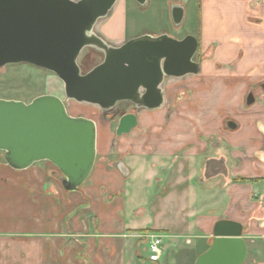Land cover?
<instances>
[{
    "label": "crops",
    "instance_id": "obj_1",
    "mask_svg": "<svg viewBox=\"0 0 264 264\" xmlns=\"http://www.w3.org/2000/svg\"><path fill=\"white\" fill-rule=\"evenodd\" d=\"M128 1L117 0L95 26L108 44L143 34H187H173L166 25L134 28L128 9L139 7ZM263 1H180L184 12H199V73L165 79L163 105L143 122L144 110L136 113V128L144 126V132L114 136V151L99 150L96 141L94 167L77 191L63 189L49 162L16 171L0 160V264H194L221 219L242 225L244 264H264ZM176 4L147 0L145 9L170 11ZM249 93L255 101L247 107ZM229 121L235 129L226 127ZM118 162L126 175L115 167ZM147 209L152 223L140 228ZM152 234L163 238L157 263L147 260ZM189 238L200 241L192 253ZM254 240L259 243L251 248Z\"/></svg>",
    "mask_w": 264,
    "mask_h": 264
},
{
    "label": "water",
    "instance_id": "obj_2",
    "mask_svg": "<svg viewBox=\"0 0 264 264\" xmlns=\"http://www.w3.org/2000/svg\"><path fill=\"white\" fill-rule=\"evenodd\" d=\"M117 0H0V68L28 64L53 73L62 83L64 100L42 95L30 103L0 99V152L16 171L49 162L60 173L65 191L74 192L89 178L96 160L97 128L93 120L73 117L64 101L97 106L113 113L121 102L133 113L117 120L115 138L137 127L139 110L163 105L166 78L197 75L194 60L199 47L195 36L176 39L166 33L143 34L119 46L95 33ZM146 7L147 0H133ZM181 6L171 7L173 24L183 20ZM84 49L100 53L102 60L83 73L79 58ZM264 92V82L261 84ZM255 101L252 93L245 105ZM228 129H235L232 121ZM115 167L124 175L121 162ZM242 225L221 219L212 230L213 240L194 264H244L247 244Z\"/></svg>",
    "mask_w": 264,
    "mask_h": 264
},
{
    "label": "rangeland",
    "instance_id": "obj_3",
    "mask_svg": "<svg viewBox=\"0 0 264 264\" xmlns=\"http://www.w3.org/2000/svg\"><path fill=\"white\" fill-rule=\"evenodd\" d=\"M128 2L132 3L135 1ZM135 4L139 7L138 9L131 8L132 10H130V8L128 7V13L130 17L129 24L134 28L146 31H156V29L162 28L166 25V27H168L167 29L170 32L174 34V31H176L178 32L177 34L179 36H181L185 32L187 33L186 35L194 36V33L197 30L199 23V12L196 7L191 9L188 7L185 8L183 20L181 24L176 28L174 27L172 20L170 19L169 8H165L164 10H161L162 8H158V10L156 11H150L149 9H145V7L139 6L137 3ZM90 55L93 56V61L90 58ZM86 57L89 59H87ZM84 59H86V61H84ZM101 60L102 55L100 53L93 52V50L84 49L78 62L79 64H81V69L84 71L85 68L93 67ZM85 62H89L87 63L86 67H84ZM42 95H53L59 97L61 100H64L63 83L53 73L28 64L8 65L0 68V99L30 103L34 98ZM64 104L66 105V110L69 115L73 117L88 118L95 122L97 127V142L99 145V150L104 147H109L110 150L114 151L116 146L118 147V142H113L115 128L118 120L117 116H113L114 112L106 113L99 109L97 106L90 104H80L73 100H65ZM116 109L127 111L131 109V106H129V104L126 102H121L116 106ZM153 114V112L144 110L139 112V117L143 122L144 119H147V117L149 116H153ZM221 125L224 127L225 123ZM145 130L146 128L144 126L138 127L133 133V136H137V132L141 133ZM115 159L116 158H113L110 162L115 161ZM0 160H3L1 152ZM142 174L143 173L139 174L137 178L138 182L143 180L144 175ZM139 191L143 194L145 189H139ZM140 205L144 206L145 208L149 207V205L145 202L140 203ZM149 214L151 215V212H148L147 209L145 216L138 220V225L140 228L150 227L152 223V217ZM189 231L194 230L191 228ZM192 240L193 239L189 238V242L186 243L187 252L191 253L195 252L200 243V241L193 242ZM258 243L259 240H254L253 243H250L249 245L251 248H254L253 246ZM247 264H249V261L247 262Z\"/></svg>",
    "mask_w": 264,
    "mask_h": 264
},
{
    "label": "built area",
    "instance_id": "obj_4",
    "mask_svg": "<svg viewBox=\"0 0 264 264\" xmlns=\"http://www.w3.org/2000/svg\"><path fill=\"white\" fill-rule=\"evenodd\" d=\"M262 6L264 8V2H262ZM66 107V105H65ZM149 244H148V256H147V260L149 262H153V263H157L160 261L161 257H162V236L160 235H156V234H152L149 236Z\"/></svg>",
    "mask_w": 264,
    "mask_h": 264
},
{
    "label": "flooded vegetation",
    "instance_id": "obj_5",
    "mask_svg": "<svg viewBox=\"0 0 264 264\" xmlns=\"http://www.w3.org/2000/svg\"><path fill=\"white\" fill-rule=\"evenodd\" d=\"M133 1V0H132ZM176 2H177V4L176 5H178V6H180V1L181 0H175ZM136 3V2H135ZM170 18H171V20H172V17H171V9H170ZM172 23H173V21H172ZM129 106H131L130 104H129ZM133 113L134 111H132V108L130 109V110H118V109H116V111L114 112V114H113V116H117V118H119L121 115H123V114H126V113Z\"/></svg>",
    "mask_w": 264,
    "mask_h": 264
},
{
    "label": "bare ground",
    "instance_id": "obj_6",
    "mask_svg": "<svg viewBox=\"0 0 264 264\" xmlns=\"http://www.w3.org/2000/svg\"><path fill=\"white\" fill-rule=\"evenodd\" d=\"M90 54H91V53H90ZM87 57H88V55H87ZM87 57H86V58H87ZM90 58L92 59L93 56L90 55ZM87 59H89V58H87ZM84 61H86V59H84ZM90 61H91V60H90ZM79 65H80V64H79Z\"/></svg>",
    "mask_w": 264,
    "mask_h": 264
},
{
    "label": "trees",
    "instance_id": "obj_7",
    "mask_svg": "<svg viewBox=\"0 0 264 264\" xmlns=\"http://www.w3.org/2000/svg\"><path fill=\"white\" fill-rule=\"evenodd\" d=\"M4 161V160H3Z\"/></svg>",
    "mask_w": 264,
    "mask_h": 264
}]
</instances>
